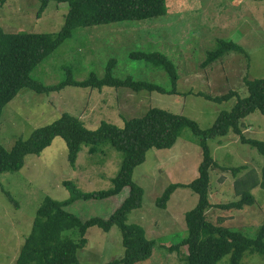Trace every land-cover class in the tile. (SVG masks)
<instances>
[{
    "label": "rangeland",
    "instance_id": "rangeland-1",
    "mask_svg": "<svg viewBox=\"0 0 264 264\" xmlns=\"http://www.w3.org/2000/svg\"><path fill=\"white\" fill-rule=\"evenodd\" d=\"M166 13L144 20H125L94 26H79L72 36L43 59L31 77L45 86L68 78L81 81L93 72L105 74L110 58L116 60L113 76L156 83L166 90L173 86L168 73L154 62L137 58L136 52L163 53L177 73L175 91L161 93L129 88L104 87L101 90L67 84L59 90L38 93L22 88L3 108L0 142L10 150L18 138L26 139L37 127L70 113L95 129L101 121L119 127L125 120L141 116L150 108L182 114L209 128L217 115L230 110L237 97L215 102L197 95L220 96L235 91L248 95L245 79L264 78V0H165ZM41 0H6L0 4V28L5 32H56L64 22L66 3L50 1L39 14ZM219 40L232 41L243 52L229 51L208 65H202ZM247 138L264 140V114L254 111L242 119ZM217 165L210 169L208 220L215 224L254 235L264 218V188L253 187L254 203L241 209H225L241 197L240 189L259 182L263 156L239 136L229 131L208 140ZM124 153L109 140L83 144L75 166L67 160V146L55 137L39 155H27L18 171L0 174V264H15L28 236L37 208L49 196L63 200L70 194L65 181L82 191L108 189L118 172ZM201 160L199 139L184 128L170 148L147 150L145 160L135 167L133 180L143 189L140 207L128 213L126 221L145 229L155 240L153 254L135 264H186V247L170 252L167 246L185 237L184 214L197 203L198 195L186 186L176 188L165 208L156 199L170 183H188L197 175ZM244 182V183H241ZM244 185V186H243ZM125 188L110 199L76 203L73 210L86 219L107 217L126 196ZM94 202V204H92ZM87 243L77 250L78 264H104L124 254L121 230L97 226L87 230ZM216 264H229V254ZM241 264H264L257 252H247Z\"/></svg>",
    "mask_w": 264,
    "mask_h": 264
},
{
    "label": "trees",
    "instance_id": "trees-1",
    "mask_svg": "<svg viewBox=\"0 0 264 264\" xmlns=\"http://www.w3.org/2000/svg\"><path fill=\"white\" fill-rule=\"evenodd\" d=\"M6 0H0L4 4ZM50 1L66 3L67 12L61 28L56 32H5L0 28V118L5 105L10 102L22 88H30L38 93L59 90L67 84L101 90L104 87L129 88L135 92L141 90L173 92L177 73L173 63L160 52H136L137 58L152 61L163 68L169 75L172 90L145 80H136L131 76L120 78L113 76L116 64L110 58L105 67V74L98 77L91 73L88 78L78 81L70 75L53 86H45L33 79V69L64 41L72 36L79 26H94L125 20H144L162 16L166 13L165 0H41L39 14ZM262 1V0H259ZM229 51L243 49L232 41L219 40L218 47L209 51L202 65H208ZM248 95L238 96L229 91L220 96H210L198 92L205 98L223 102L237 97L230 110L221 111L212 125L201 129L196 121L182 114H176L161 108H150L145 114L125 120L122 127L108 121H101L95 129L85 127L83 121L62 113L59 118L46 125L37 127L28 138H18L10 150L0 142V174L18 171L27 155H39L49 146L55 137L64 139L67 146L69 165L75 166L78 152L83 144L100 143L109 140L124 158L112 186L108 189L82 191L72 182L64 185L70 194L63 200L46 196L37 208L32 228L25 238L15 264H78L77 250L87 243V230L97 226L109 231L114 225L121 230L124 254L104 264H135L150 257L154 252L155 240L146 236L145 229L135 223L126 221L129 212L140 207L143 189L133 180L135 167L145 160L148 149L172 147L184 128H189L199 139L201 160L197 175L188 183H170L156 199V205L165 208L173 191L186 186L198 195L197 203L184 214L185 237L167 246L170 252L186 247L183 260L186 264H216L224 255L229 254V264H241L247 252H257L264 257V218L258 231L248 236L241 230L207 219L206 211L210 208L209 200L210 169L216 166L208 145V140L226 135L229 131L237 134L242 143L255 148L264 159V140L247 138L243 133L242 119L254 111L264 114V78L245 79ZM244 183V182H241ZM256 185L264 188V165L261 168L259 182L252 181L240 189L241 197L233 202L219 204L225 209H241L244 205L254 203L250 190ZM125 188L128 193L107 216L93 215L82 219L73 210L76 203L93 200L110 199L120 194ZM94 204V202L92 203ZM95 205V204H94Z\"/></svg>",
    "mask_w": 264,
    "mask_h": 264
}]
</instances>
